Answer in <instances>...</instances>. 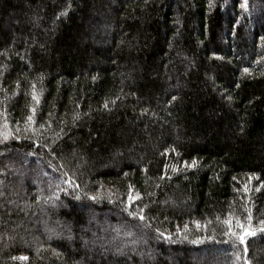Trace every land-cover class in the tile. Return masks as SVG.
Masks as SVG:
<instances>
[{"label": "trees", "instance_id": "trees-1", "mask_svg": "<svg viewBox=\"0 0 264 264\" xmlns=\"http://www.w3.org/2000/svg\"><path fill=\"white\" fill-rule=\"evenodd\" d=\"M0 133V264H264V0H0Z\"/></svg>", "mask_w": 264, "mask_h": 264}, {"label": "snow or ice", "instance_id": "snow-or-ice-1", "mask_svg": "<svg viewBox=\"0 0 264 264\" xmlns=\"http://www.w3.org/2000/svg\"><path fill=\"white\" fill-rule=\"evenodd\" d=\"M245 72H248V69H244ZM33 99L35 100L36 99V95L35 93L33 94ZM28 120L29 121H32V117L29 116L28 117ZM0 135H3L4 136V139H7V135L4 134V133H0ZM195 164V161H193V165ZM192 166V165H190ZM247 190V189H246ZM260 189L257 188L256 191H259ZM142 211V210H141ZM141 220L144 219L143 216L140 217ZM249 220H251V216H249ZM226 223H229L228 221H226ZM262 225H264V221H261L260 222ZM240 228H241V234L239 235V239L241 241V243L244 242L245 240V237L246 236H254L256 234L257 231H260V232H264V228H260V229H252L251 227H244V225H238ZM231 230V228L229 229ZM20 259H27L26 257H21Z\"/></svg>", "mask_w": 264, "mask_h": 264}, {"label": "rangeland", "instance_id": "rangeland-1", "mask_svg": "<svg viewBox=\"0 0 264 264\" xmlns=\"http://www.w3.org/2000/svg\"><path fill=\"white\" fill-rule=\"evenodd\" d=\"M116 235V234H115Z\"/></svg>", "mask_w": 264, "mask_h": 264}]
</instances>
